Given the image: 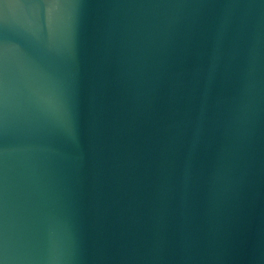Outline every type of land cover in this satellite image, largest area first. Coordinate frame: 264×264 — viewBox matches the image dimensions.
<instances>
[{
    "label": "water",
    "instance_id": "1",
    "mask_svg": "<svg viewBox=\"0 0 264 264\" xmlns=\"http://www.w3.org/2000/svg\"><path fill=\"white\" fill-rule=\"evenodd\" d=\"M0 264H264V0H0Z\"/></svg>",
    "mask_w": 264,
    "mask_h": 264
}]
</instances>
